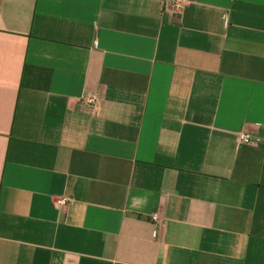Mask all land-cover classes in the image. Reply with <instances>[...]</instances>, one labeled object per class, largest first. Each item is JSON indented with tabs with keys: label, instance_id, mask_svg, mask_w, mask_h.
<instances>
[{
	"label": "crops",
	"instance_id": "1",
	"mask_svg": "<svg viewBox=\"0 0 264 264\" xmlns=\"http://www.w3.org/2000/svg\"><path fill=\"white\" fill-rule=\"evenodd\" d=\"M186 1L0 0V264H264V0Z\"/></svg>",
	"mask_w": 264,
	"mask_h": 264
},
{
	"label": "built area",
	"instance_id": "2",
	"mask_svg": "<svg viewBox=\"0 0 264 264\" xmlns=\"http://www.w3.org/2000/svg\"><path fill=\"white\" fill-rule=\"evenodd\" d=\"M187 1L186 0H165V4L166 5H171L174 8H176L177 10H181L185 5H186ZM97 35V34H96ZM95 35V36H96ZM93 102V100L91 101ZM225 141L234 143L238 146H242V145H250L253 143V139L250 135L245 134V133H241L238 135H234V136H229L224 138ZM69 199L66 197L60 198L57 200L56 205L62 209L63 207H65V205H67ZM152 222L154 225V231H155V237H158L159 232H160V218L158 214H153L152 215Z\"/></svg>",
	"mask_w": 264,
	"mask_h": 264
}]
</instances>
